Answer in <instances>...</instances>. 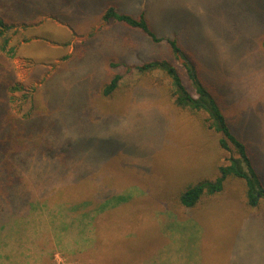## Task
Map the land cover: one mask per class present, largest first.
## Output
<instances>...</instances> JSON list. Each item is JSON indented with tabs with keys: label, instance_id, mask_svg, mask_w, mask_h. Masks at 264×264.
I'll use <instances>...</instances> for the list:
<instances>
[{
	"label": "rangeland",
	"instance_id": "374dc122",
	"mask_svg": "<svg viewBox=\"0 0 264 264\" xmlns=\"http://www.w3.org/2000/svg\"><path fill=\"white\" fill-rule=\"evenodd\" d=\"M5 1L21 21L12 77L18 90H1L0 98L24 116L33 95L31 106L39 103L43 113L32 126L34 139L21 138L28 144L16 155L0 148L2 178L17 170L26 183L18 193L29 188L16 206L15 195L8 203L0 191V226L35 208L45 222L51 207L78 208L85 235L79 252L68 256L53 236L42 235L40 247L51 251L53 244L46 264H264V199L249 208L244 181L226 180L196 209L177 199L186 185L216 181L219 167L238 155L203 125L207 114L180 111L166 88L135 69L168 58L196 97L185 59H175L167 43L177 41L264 184V0ZM110 6L135 17L144 12L165 40L102 21ZM23 22L34 29L28 41ZM112 72L121 75L120 88L104 97ZM85 198L93 206L86 209Z\"/></svg>",
	"mask_w": 264,
	"mask_h": 264
},
{
	"label": "trees",
	"instance_id": "16d2710c",
	"mask_svg": "<svg viewBox=\"0 0 264 264\" xmlns=\"http://www.w3.org/2000/svg\"><path fill=\"white\" fill-rule=\"evenodd\" d=\"M17 14L19 13L15 10L14 6L7 3L5 0H0V91L4 90L5 94H7L8 91L9 94H12L18 90L16 80H12L13 61L18 55L15 41L17 40L16 36L19 32L15 26L18 25L17 23L21 24V21L18 20L17 22ZM101 19L102 21L124 24L130 29L142 31L151 38L154 43H161L165 40V38L158 37L151 29L144 12L141 13L140 16L135 17L127 13L119 12L116 6H110L104 11ZM22 24L25 27V33H23L22 36L25 38L24 41H28L29 31L34 29L31 27V24L27 22H23ZM31 35H33V33ZM94 35L95 32L93 31L91 36L93 37ZM167 41L172 50V56L175 59L181 58L186 60H184V67L191 85L194 88L196 97L188 90L178 68L168 58H153L138 64L135 66V69L142 76H147L155 87L166 88L165 90L171 97L174 105L180 111L188 112L198 118L201 113L207 114L208 118L203 121V125L207 128V123H209L208 128L221 134L220 146L222 149L238 155V158H233L231 160L230 165L219 167L220 177L216 181L203 182L197 185H186L185 189L177 197L178 202L185 208L196 209L200 204L205 203L207 198L219 195L224 189V182L226 180L228 181L229 179L235 178L244 181L246 184V205L251 209L258 207L261 199H264V184L254 167L246 146L239 141L231 131L217 100L200 80L194 65L184 55L178 42L170 39ZM68 57L69 56H65L63 59L67 60ZM155 73L164 76V78L169 81V85L166 86L165 79L163 77H158L159 75H155ZM110 75V80L103 87L102 95L104 97H111L120 88V82L122 80L121 75L116 72H112ZM34 99L35 97L33 95L27 97L25 103L27 105L26 114L24 116H19L10 109L9 102L6 98H0V148L5 151V154L8 153L11 155L14 153L16 155V150L20 148L18 146L19 144L20 146H26V144H28L26 140V144H22L23 140H21V138L26 139V136L29 135L28 139H34L36 134L31 132L32 126L36 124L38 117L43 113V109L39 103L31 106ZM39 144L40 140L38 139L33 145L38 147ZM51 144L52 142L50 145ZM12 162V159L7 161L8 165ZM24 175L26 176L25 172ZM20 177L17 170L9 171L6 178H2L0 175V180L2 183L4 182L3 186L0 185V191L3 193H0V195L2 194V197H4L5 201H8V203L13 201V195H15L14 204L12 205L11 203L12 206H16L17 201L29 191L26 185L27 188L22 189L18 193V186H21L20 184L23 183L26 184L25 179L21 180ZM17 182L20 183L15 187ZM85 199L89 202V204L85 206L86 209L87 207L93 206L89 198ZM76 203L78 202H72L71 204L77 205ZM51 208L48 209V211L53 223L62 221L65 227L64 231L68 230L72 232L75 230L77 224L83 227L81 222L79 223V218L77 217L78 208L70 210L71 212L69 213L67 211L63 212V210L61 212L60 208L57 209L58 211L51 210ZM31 211L32 212L28 216L36 212L37 208ZM75 216L76 220L74 221Z\"/></svg>",
	"mask_w": 264,
	"mask_h": 264
},
{
	"label": "crops",
	"instance_id": "0c3cea01",
	"mask_svg": "<svg viewBox=\"0 0 264 264\" xmlns=\"http://www.w3.org/2000/svg\"><path fill=\"white\" fill-rule=\"evenodd\" d=\"M46 219L49 221L45 222L43 215L34 212L30 216L21 218V220L13 219L12 222L3 224L0 227V264H46L47 255H50V259L52 258L53 244H49L51 251L48 250V247H40V241L45 235L53 236L54 245H61L64 253L68 256L77 255L79 251L76 249L81 248V244L83 245L85 240L83 227L77 224L72 232L64 231L65 227L62 221L53 223L51 216L50 218L46 217ZM19 234L23 237L22 241H18ZM70 238H73L74 248L69 247ZM80 238L81 242L79 241ZM62 255L64 256L63 253Z\"/></svg>",
	"mask_w": 264,
	"mask_h": 264
}]
</instances>
